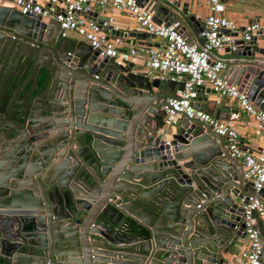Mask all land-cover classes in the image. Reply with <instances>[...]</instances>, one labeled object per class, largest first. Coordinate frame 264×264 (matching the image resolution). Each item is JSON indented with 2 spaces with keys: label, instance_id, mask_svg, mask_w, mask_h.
Wrapping results in <instances>:
<instances>
[{
  "label": "water",
  "instance_id": "1",
  "mask_svg": "<svg viewBox=\"0 0 264 264\" xmlns=\"http://www.w3.org/2000/svg\"><path fill=\"white\" fill-rule=\"evenodd\" d=\"M138 2L157 24L202 29L187 2ZM109 29L131 44L149 37ZM258 37L235 41L224 77L264 111ZM182 82L0 4V264H221L244 236L239 199L251 183L210 126L181 117L166 132L162 106ZM253 228L264 264V222Z\"/></svg>",
  "mask_w": 264,
  "mask_h": 264
},
{
  "label": "built area",
  "instance_id": "2",
  "mask_svg": "<svg viewBox=\"0 0 264 264\" xmlns=\"http://www.w3.org/2000/svg\"><path fill=\"white\" fill-rule=\"evenodd\" d=\"M262 1L261 9L264 12ZM94 3L102 12L124 10L138 31L158 38L157 45H139L120 51L118 45L121 39L118 36H105L110 18L104 17L97 21L89 16L90 7ZM0 4L15 7L22 14L39 15L56 21L60 36L73 31L93 49H100L104 55L113 57L116 64L133 63L138 56H143L146 75L167 77L174 81L182 79L181 89L173 97H167L162 106L164 125L173 127L184 117L210 126L215 134L225 138L229 156L240 161L242 177L251 183L250 193L239 199L243 237L247 238L248 245L239 251L237 259L225 260L221 264H260L263 245L253 225L258 219L264 222V204L259 195V191L264 188V151L254 153L248 142L240 141L235 128L227 121L214 117L193 103L198 89L204 87L212 89L218 97L234 100L251 119L253 135L264 140V111L258 109L244 93L238 91L234 83L223 76L226 62L211 56L213 51L224 49L232 53L241 51L235 41L240 40L242 48L245 41L264 31V20H251L239 30L235 20L223 14V0H205L208 13L203 23L204 41L197 47L183 37L178 21L174 20L168 25L157 24L153 20L151 6L141 5L138 0H46L44 4L35 0H0Z\"/></svg>",
  "mask_w": 264,
  "mask_h": 264
},
{
  "label": "crops",
  "instance_id": "3",
  "mask_svg": "<svg viewBox=\"0 0 264 264\" xmlns=\"http://www.w3.org/2000/svg\"><path fill=\"white\" fill-rule=\"evenodd\" d=\"M161 1H168V0H161ZM225 4V9L223 14L235 20L238 24L239 28L242 27L245 23H248L249 20H264V12L262 11V0H223ZM227 1V5L226 2ZM35 2L44 4L46 0H35ZM180 2H187L188 3V10L189 14L194 15L195 20L199 23L200 27L202 28L201 31L196 29V26L191 23L190 21L184 18V21L175 19V21L179 22L180 32L182 33L183 37L188 41L190 44H194L197 47H200L204 41L203 37V23L204 17L207 15L208 10L205 5V0H180ZM5 5V4H2ZM15 8V7H14ZM89 16L97 21L104 17L110 18L109 26L114 30L119 31H127L131 28H136L134 21L127 15L124 10L121 11H105L102 12L100 7L94 3L90 7ZM47 20V19H45ZM70 36H78L75 32L70 31L67 33ZM105 36L112 38L115 36L111 33L110 29L107 31L105 30ZM79 37V36H78ZM119 37V36H118ZM81 38V37H80ZM121 39L120 44L118 45V49L120 51L128 50L131 47H138L136 43L131 44V37H119ZM87 42V41H86ZM157 43L155 37L150 36L147 39L143 40V46H155L152 45ZM256 44L259 47H264V40L261 38H257ZM213 58H221L227 63L235 57V54L224 49L220 52L213 51L211 53ZM135 64V69H143V56L137 57V59L133 62ZM224 76V72H223ZM228 80V79H227ZM176 93V92H175ZM198 98V105L201 106V109L212 113L219 108L220 106L227 105L231 109H235L234 113H228L227 121L231 126H233L238 134V138L240 141L248 142L251 145V148L254 153H261L264 151V140L262 138L256 137L253 135L252 132V121L251 119L244 113V111L237 106L236 102L232 99H228L225 97H218V95L208 87H204L199 89L197 92ZM218 100L219 102L216 103L215 101ZM224 120V119H223ZM176 126L170 127L165 126L166 132L168 134L174 133L176 131ZM224 147L226 148V140L222 139ZM262 202H264V197L261 196ZM264 204V203H263ZM248 245V240L246 237L239 238L237 237L232 243L229 244L228 251L221 256L223 257V261L225 260H235L238 257L239 251Z\"/></svg>",
  "mask_w": 264,
  "mask_h": 264
},
{
  "label": "rangeland",
  "instance_id": "4",
  "mask_svg": "<svg viewBox=\"0 0 264 264\" xmlns=\"http://www.w3.org/2000/svg\"><path fill=\"white\" fill-rule=\"evenodd\" d=\"M226 3V5H227V1L225 2ZM262 40H264V38H261Z\"/></svg>",
  "mask_w": 264,
  "mask_h": 264
}]
</instances>
